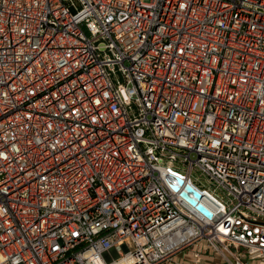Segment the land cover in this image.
Instances as JSON below:
<instances>
[{
	"label": "built area",
	"instance_id": "1",
	"mask_svg": "<svg viewBox=\"0 0 264 264\" xmlns=\"http://www.w3.org/2000/svg\"><path fill=\"white\" fill-rule=\"evenodd\" d=\"M119 262L264 264V0H0V264Z\"/></svg>",
	"mask_w": 264,
	"mask_h": 264
},
{
	"label": "water",
	"instance_id": "2",
	"mask_svg": "<svg viewBox=\"0 0 264 264\" xmlns=\"http://www.w3.org/2000/svg\"><path fill=\"white\" fill-rule=\"evenodd\" d=\"M177 182V184L173 185L175 190H179L181 185L184 183V177L182 174L177 176ZM184 184L185 187L181 191L180 195L190 204L196 206V208L199 209L202 213H205L208 217H212L213 213L202 202L199 201L203 196V191L189 182ZM190 193L193 196H190Z\"/></svg>",
	"mask_w": 264,
	"mask_h": 264
},
{
	"label": "bare ground",
	"instance_id": "3",
	"mask_svg": "<svg viewBox=\"0 0 264 264\" xmlns=\"http://www.w3.org/2000/svg\"><path fill=\"white\" fill-rule=\"evenodd\" d=\"M117 264H122V262H119V263H117Z\"/></svg>",
	"mask_w": 264,
	"mask_h": 264
},
{
	"label": "rangeland",
	"instance_id": "4",
	"mask_svg": "<svg viewBox=\"0 0 264 264\" xmlns=\"http://www.w3.org/2000/svg\"><path fill=\"white\" fill-rule=\"evenodd\" d=\"M146 1V0H145ZM147 1H149V0H147Z\"/></svg>",
	"mask_w": 264,
	"mask_h": 264
}]
</instances>
